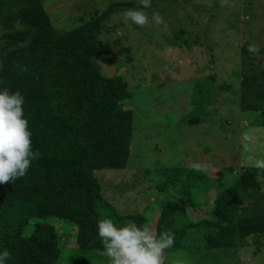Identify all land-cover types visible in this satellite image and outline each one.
<instances>
[{
	"label": "trees",
	"instance_id": "trees-1",
	"mask_svg": "<svg viewBox=\"0 0 264 264\" xmlns=\"http://www.w3.org/2000/svg\"><path fill=\"white\" fill-rule=\"evenodd\" d=\"M157 1L151 0V9ZM127 8L142 5L113 2L77 27L62 30L52 25L42 0H0V90L8 87L24 96L32 150L41 153L23 178L0 185V253H11L5 264H109L101 255L96 225L102 210L111 207L94 172L126 167L134 127L132 111L123 107L132 97L126 81L103 75L97 59L116 56L99 35L105 20ZM247 52L243 48V56ZM250 66L252 62L241 74L240 111L257 114L264 127V67ZM196 111L189 113L187 124L200 122ZM258 172L255 167L242 168L231 185L213 196L206 217L182 227L181 219L187 218L182 199L162 207L154 229L157 234L175 233L176 244L169 250L182 248L189 229L198 230L197 247L203 249L241 248L251 236L264 240V192H258ZM161 174L165 181L160 191L180 188L195 207L192 193L202 188L205 176L182 168ZM110 212L120 223L146 224L143 215ZM47 218L76 228L68 263L60 257V244L65 247L68 240L61 242Z\"/></svg>",
	"mask_w": 264,
	"mask_h": 264
},
{
	"label": "rangeland",
	"instance_id": "rangeland-1",
	"mask_svg": "<svg viewBox=\"0 0 264 264\" xmlns=\"http://www.w3.org/2000/svg\"><path fill=\"white\" fill-rule=\"evenodd\" d=\"M118 1L140 3L42 0V4L55 28L71 30L94 11L102 12ZM129 9L104 21L99 39L116 56L97 59L101 73L123 77L132 94L123 104L133 113L129 157L123 170H98L94 175L112 212L143 215L153 228L160 209L182 199L187 208L182 227L206 217L213 196L231 185L242 168L253 167L249 155L264 159V127L257 114L240 111L245 65L264 67V0H159L151 11L144 10L152 21L144 26L126 19ZM251 44L262 52L243 56V48L248 50ZM194 109L200 122L189 125ZM245 134L250 143L243 139ZM193 163L211 167L196 171L190 167ZM169 168L191 169L206 177L202 188L192 193L195 207L180 188L168 187L165 193L158 189L165 181L162 171ZM256 178L262 194V169ZM109 209L102 210L103 218H111L117 227L127 224L118 222ZM45 221L55 227L61 242L68 240L67 246L60 244V257L68 263L76 228L57 218ZM197 231H187L184 247L166 250V264H173L178 252L184 253L186 264H264L262 238L251 236L241 248L203 249L197 247Z\"/></svg>",
	"mask_w": 264,
	"mask_h": 264
},
{
	"label": "clouds",
	"instance_id": "clouds-1",
	"mask_svg": "<svg viewBox=\"0 0 264 264\" xmlns=\"http://www.w3.org/2000/svg\"><path fill=\"white\" fill-rule=\"evenodd\" d=\"M142 9H151V0H140ZM142 9H129L124 15L136 25L144 26L152 21ZM159 22L158 20L156 21ZM248 51L254 55L259 48L251 44ZM25 98L19 91H10L8 87L0 90V185L15 182L23 178L33 161L40 158L39 151L32 150V133L24 113ZM243 139L251 142L247 134ZM246 150L251 149L246 144ZM252 166L264 170V159L249 155ZM193 170L206 171L209 163H193ZM98 236L102 241L101 255L108 258L109 264H166V250L173 247L175 233L164 231L157 234L148 224L138 226L129 220L125 226L117 227L111 218L97 221ZM184 253L178 252L173 264H186ZM9 250L0 253V264L10 259Z\"/></svg>",
	"mask_w": 264,
	"mask_h": 264
},
{
	"label": "crops",
	"instance_id": "crops-1",
	"mask_svg": "<svg viewBox=\"0 0 264 264\" xmlns=\"http://www.w3.org/2000/svg\"><path fill=\"white\" fill-rule=\"evenodd\" d=\"M211 205V204H210ZM210 207V206H209Z\"/></svg>",
	"mask_w": 264,
	"mask_h": 264
}]
</instances>
